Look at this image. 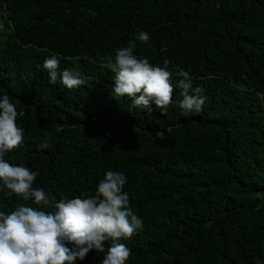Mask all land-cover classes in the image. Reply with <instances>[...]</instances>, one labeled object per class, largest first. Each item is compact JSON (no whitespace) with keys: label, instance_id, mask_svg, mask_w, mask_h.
<instances>
[{"label":"trees","instance_id":"trees-1","mask_svg":"<svg viewBox=\"0 0 264 264\" xmlns=\"http://www.w3.org/2000/svg\"><path fill=\"white\" fill-rule=\"evenodd\" d=\"M0 24V96L25 133L4 158L38 170L34 188L90 197L107 171L123 172L143 220L120 241L126 264H264V0H0ZM140 31L150 40L134 54L173 72L166 112L113 97L104 58ZM53 54L82 86L49 84ZM179 70L207 97L198 114L177 103ZM20 205L39 208L0 191V211Z\"/></svg>","mask_w":264,"mask_h":264},{"label":"clouds","instance_id":"clouds-1","mask_svg":"<svg viewBox=\"0 0 264 264\" xmlns=\"http://www.w3.org/2000/svg\"><path fill=\"white\" fill-rule=\"evenodd\" d=\"M0 30L3 25L0 24ZM147 44L149 33L140 31L128 45L117 48L115 58L105 56L107 68L114 73L113 97H128L131 108L152 111L155 105L166 112L173 101V72L154 66L147 58L134 54L136 41ZM42 67L48 72L50 85L59 82L68 89L79 88L84 79L79 72L61 69L57 54L45 58ZM175 87L182 89L177 103L184 113L198 114L207 97L194 87L185 70H179ZM18 112L7 94L0 96V191L15 194L39 208L20 205L14 211H0V264H75L84 261L91 250L104 253L102 264H126L131 249L120 241L130 239L143 227V220L130 206L123 172L109 170L90 197H50L33 183L39 171L24 165L10 164L4 157L24 142V129L17 124ZM50 147L47 140L40 150ZM46 206L53 211L40 210ZM111 241L106 249L105 242ZM71 245V247H69Z\"/></svg>","mask_w":264,"mask_h":264}]
</instances>
